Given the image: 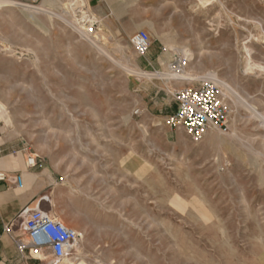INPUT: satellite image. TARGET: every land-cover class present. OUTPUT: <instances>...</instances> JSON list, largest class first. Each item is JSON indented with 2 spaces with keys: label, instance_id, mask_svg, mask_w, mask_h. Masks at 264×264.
I'll use <instances>...</instances> for the list:
<instances>
[{
  "label": "rangeland",
  "instance_id": "obj_1",
  "mask_svg": "<svg viewBox=\"0 0 264 264\" xmlns=\"http://www.w3.org/2000/svg\"><path fill=\"white\" fill-rule=\"evenodd\" d=\"M166 1L156 14L163 0H89L90 10L62 8L67 19L86 27L85 12L95 17L94 33L101 16L108 18L100 44L110 57L153 76L127 73L56 18L5 10L0 49L8 46L16 55L0 52V150L25 165L34 154L42 163L34 169L50 180L42 194L49 195L51 209L74 229L91 226L79 262L264 264V126L256 116L264 114V44L255 41L264 39V3ZM46 7L62 10L60 0ZM216 22L214 38L208 28ZM139 30L150 39L144 55L132 43ZM166 41L194 55L199 44L215 54L204 57L200 74H217L235 90L221 95L229 109L223 143L194 140L166 125L176 108L174 92L202 80L157 76L179 56ZM246 41L260 68L253 72L245 69ZM195 57L185 67L197 70ZM62 190L70 194L58 195ZM64 209L85 221L70 223Z\"/></svg>",
  "mask_w": 264,
  "mask_h": 264
},
{
  "label": "built area",
  "instance_id": "obj_2",
  "mask_svg": "<svg viewBox=\"0 0 264 264\" xmlns=\"http://www.w3.org/2000/svg\"><path fill=\"white\" fill-rule=\"evenodd\" d=\"M260 1L264 3V0ZM132 43L135 51L144 55L150 46L148 33L139 30ZM177 58L180 65L185 67L188 61L179 56ZM174 99L176 108L166 117L168 127L181 128L194 140L200 139L210 130L228 131L229 109L221 97L218 85L213 81L202 79L195 86L183 87L174 92ZM26 165L42 168V163L34 154L27 155ZM4 179V174L0 173V181ZM13 180L17 187L23 186L21 174H17ZM44 200L49 203L48 198ZM9 228L16 233L14 242L18 252L27 254L31 259H45V264H60L64 258L71 256L73 245L80 238L73 227L43 207H26L10 223Z\"/></svg>",
  "mask_w": 264,
  "mask_h": 264
},
{
  "label": "bare ground",
  "instance_id": "obj_3",
  "mask_svg": "<svg viewBox=\"0 0 264 264\" xmlns=\"http://www.w3.org/2000/svg\"><path fill=\"white\" fill-rule=\"evenodd\" d=\"M46 2H47V0H43L40 4L33 5V4L23 3V2L18 1V0H0V17H3V15H5L4 14L5 10L15 9V8H22L25 11H31V12L36 13V14H40V13L46 14L49 18H51V19L56 18V19H58L64 23H66L70 27H72L79 34L80 39L82 41L88 43L98 53L108 57L109 60L113 61L118 66L122 67L127 73L135 74L138 76H153L152 74L139 72L137 69L127 67L122 63H117L114 61V59H112L110 57L108 50L100 44V41H102L103 36H104L100 29L106 23L105 18H103V17L100 18V25H99V28L97 29V31L95 33H94V29L90 28V26L93 25V23L95 22V19H93L95 17H92L89 14L87 15L86 12H85V15L83 16V20L88 18L87 20H85L86 23L88 21L91 22V24L88 23L89 24L88 27H86V24L80 25L76 21H70L69 19H67L66 16H67L68 11L63 10L62 8L70 7L71 9H75V8L77 9L78 7L79 8L80 7H86L88 10H90L87 0H67V1L66 0H60L61 9H62L61 12L50 11L45 6ZM64 2H68V3H64ZM128 4H133V0H128ZM166 5H169L166 0H163V2H160L158 4V6L154 8L153 14L161 12L162 8ZM170 5L173 7V9L175 11L177 10V6L175 3H171ZM175 11H174V13H175ZM172 20H173L172 16L167 18L168 22H171ZM220 26H221L220 22H216L215 25H213V24L209 25L208 32H210L212 37L216 38L219 35V27ZM164 35H165V33H162L161 36L163 37ZM255 41H258L261 44H264V39L256 38ZM248 43H249L248 41L244 42L242 44L241 49L246 55V63H245L246 71L253 72V71L258 70L260 68L258 67L257 63L252 60V53L254 51L252 50V48L250 47V45ZM8 44H11V43H8ZM166 45L168 46V48L171 51H175L176 53H179V58H185L187 61L193 60L194 57L196 56L195 58H196L197 63H198V67H197L198 69L195 70L194 68H192V65H190L191 67L190 66L189 67H182L179 63V59L176 57L171 64L166 66L170 71L169 72L164 71V72L160 73L159 75H157L158 77H160L161 79H164L165 81H174L176 83H185V82L189 83L194 79H208V80H213V82L216 85H219L221 87V89H222L221 95L222 96H225V95H228L232 92L233 93L235 92L233 87L229 83H227L226 80H224L223 78H220L217 74H214L211 72H207V73H204L202 75L200 74L201 73L202 60L204 59V57H208L209 60H213L215 57L214 53H209V51L207 49L203 48V46H201V44H199V48L196 52V55H194L192 50L188 47H175L173 45V43H171L170 41L169 42L166 41ZM35 51H34V53H35ZM0 52L3 53L7 57H14L16 55L15 49H12L8 46H3L0 49ZM37 62H38V59H36L34 65H35L36 70L38 72H40L39 70H41V69L38 68ZM255 113L256 112H254V114ZM256 116L259 117V119H260L259 121H261L262 126H264V114L256 113ZM7 126H9V124L6 122L4 127H7ZM4 127H2L1 129H3ZM63 133L64 132H62V134ZM8 135H9V133H8ZM222 135L225 136L226 134H224L223 132L218 131V130H210L204 134V137H205V141L214 145V144H219V143L224 142V139H222ZM67 137H68V135H67ZM71 155H73V154H71ZM69 194L70 193H68L67 191L65 192L63 190L61 192L60 191L58 192V195L67 196ZM107 209H106V211H107ZM62 213L70 219L69 220V222L71 221L70 223H75L78 226L80 225V223L85 221L82 214L76 210L64 209V210H62ZM90 227L91 226L89 224H86V225H84V227L82 226L80 228H75V230L80 234V238H79L78 242L74 245V249L76 250L77 253L75 254L74 257L69 258L67 260V264H85L83 262H79V254H80L81 247H83V245H85L86 243L89 242L88 241V231H89ZM64 259H67V257ZM101 263L102 262H100V264Z\"/></svg>",
  "mask_w": 264,
  "mask_h": 264
},
{
  "label": "crops",
  "instance_id": "obj_4",
  "mask_svg": "<svg viewBox=\"0 0 264 264\" xmlns=\"http://www.w3.org/2000/svg\"><path fill=\"white\" fill-rule=\"evenodd\" d=\"M42 1L39 0V3ZM45 5H54V0H47ZM107 22L108 18L105 25ZM148 64L151 67L154 65L152 62ZM0 173L5 176V179L0 181V264H43L18 252L14 242L16 233L9 225L26 207L47 208L57 219L69 225L67 220L51 209L49 195L42 194L50 183L48 175L43 170L28 167L18 156L3 155L1 150ZM17 174H21L23 178L21 188L17 187L13 180ZM44 198H48L49 203Z\"/></svg>",
  "mask_w": 264,
  "mask_h": 264
}]
</instances>
